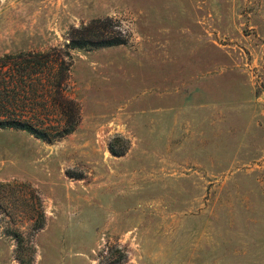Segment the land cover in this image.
I'll return each mask as SVG.
<instances>
[{
  "label": "rangeland",
  "instance_id": "obj_1",
  "mask_svg": "<svg viewBox=\"0 0 264 264\" xmlns=\"http://www.w3.org/2000/svg\"><path fill=\"white\" fill-rule=\"evenodd\" d=\"M94 21L124 44L67 49ZM29 53L78 123L0 130V264H264V0H0V58Z\"/></svg>",
  "mask_w": 264,
  "mask_h": 264
},
{
  "label": "trees",
  "instance_id": "obj_2",
  "mask_svg": "<svg viewBox=\"0 0 264 264\" xmlns=\"http://www.w3.org/2000/svg\"><path fill=\"white\" fill-rule=\"evenodd\" d=\"M94 21L87 26L73 29L69 43L70 50H94L124 44L118 36H111L108 23ZM98 25V26H97ZM49 71L48 95L52 107L62 117L55 124L44 126L28 119V113H37L30 102L37 94L41 76ZM69 65L61 58L53 59L46 54L4 55L0 58V130L24 131L41 141H54L76 130L78 107L72 99L65 97L63 84L68 78ZM47 94V93H46ZM34 106V105H33ZM114 156H121L110 147Z\"/></svg>",
  "mask_w": 264,
  "mask_h": 264
}]
</instances>
